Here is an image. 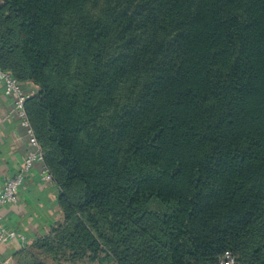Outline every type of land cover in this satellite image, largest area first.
<instances>
[{"label": "trees", "instance_id": "trees-1", "mask_svg": "<svg viewBox=\"0 0 264 264\" xmlns=\"http://www.w3.org/2000/svg\"><path fill=\"white\" fill-rule=\"evenodd\" d=\"M0 68L62 214L16 264H264V0H0Z\"/></svg>", "mask_w": 264, "mask_h": 264}, {"label": "crops", "instance_id": "crops-1", "mask_svg": "<svg viewBox=\"0 0 264 264\" xmlns=\"http://www.w3.org/2000/svg\"><path fill=\"white\" fill-rule=\"evenodd\" d=\"M24 87L32 95L37 92L31 83H24ZM14 103V99L7 97L4 88L0 87V186L20 171L31 151L26 129L13 113ZM44 168L42 162L34 164L19 192L18 202L3 211L4 225L15 231L18 237L0 240V264H16L15 255L28 241L34 242L49 235L52 227L62 219L59 188L43 179Z\"/></svg>", "mask_w": 264, "mask_h": 264}, {"label": "built area", "instance_id": "built-area-1", "mask_svg": "<svg viewBox=\"0 0 264 264\" xmlns=\"http://www.w3.org/2000/svg\"><path fill=\"white\" fill-rule=\"evenodd\" d=\"M0 87L4 88L7 97L14 99L13 113L19 117L21 126L26 129L31 146V151L27 154L20 171L0 186V240L8 241L17 238L18 234L15 231L8 230L4 225L3 211L7 206L18 202V195L25 183L27 174L36 162L44 164V155L25 109L26 101L32 94L10 72L1 68ZM43 179L53 182V177L46 167L44 168ZM21 238L25 241L24 237L21 236ZM222 264H235L234 256L230 252H226L222 259Z\"/></svg>", "mask_w": 264, "mask_h": 264}, {"label": "rangeland", "instance_id": "rangeland-1", "mask_svg": "<svg viewBox=\"0 0 264 264\" xmlns=\"http://www.w3.org/2000/svg\"><path fill=\"white\" fill-rule=\"evenodd\" d=\"M50 264H53L52 262H50Z\"/></svg>", "mask_w": 264, "mask_h": 264}]
</instances>
